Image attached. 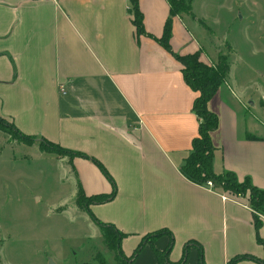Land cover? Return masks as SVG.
Returning a JSON list of instances; mask_svg holds the SVG:
<instances>
[{"label":"crops","instance_id":"0c3cea01","mask_svg":"<svg viewBox=\"0 0 264 264\" xmlns=\"http://www.w3.org/2000/svg\"><path fill=\"white\" fill-rule=\"evenodd\" d=\"M189 1V13L171 18L167 49L157 41L169 17L167 0H138L144 28L138 34L129 0H0V117L85 155H59L72 177V211L89 216L76 203L79 186L87 196L114 191L89 210L124 234L126 258L147 234L170 233L145 242L128 264H227L240 255L247 257L234 264H258L250 257L264 261L257 241L264 242V212L252 210L247 196L208 189L180 172L199 119L192 110L196 92L175 54L198 52L213 65L229 42L199 22L218 30L239 20L235 0L227 21L216 8L197 14ZM244 13L241 19L263 31L262 12ZM232 65L207 103L218 117L213 170L248 177L264 190V93L254 94ZM253 108L263 111L251 115ZM167 247L161 261L156 251Z\"/></svg>","mask_w":264,"mask_h":264},{"label":"rangeland","instance_id":"374dc122","mask_svg":"<svg viewBox=\"0 0 264 264\" xmlns=\"http://www.w3.org/2000/svg\"><path fill=\"white\" fill-rule=\"evenodd\" d=\"M192 3L197 14L216 8L228 19L230 0ZM232 3L233 8H239L236 15L240 22H228L218 30L209 20L199 23L209 26L208 34L213 28L214 32L220 30L223 38L224 32V39L235 51L231 59L227 51L233 50L224 42L219 57L225 56L228 65L232 60L236 72L245 76L239 80L247 82L250 90L260 96L264 93V27L261 31L258 22L248 24L241 16L246 14L245 9L256 15L262 12L264 23V0ZM219 57L212 59L213 65L222 60ZM257 109L250 114L263 111ZM66 168L67 158L43 151L38 141L21 140L9 127L0 125V264H121L114 246L108 249L104 244L102 230H97L95 222L86 214L75 215L72 211L75 197Z\"/></svg>","mask_w":264,"mask_h":264},{"label":"trees","instance_id":"16d2710c","mask_svg":"<svg viewBox=\"0 0 264 264\" xmlns=\"http://www.w3.org/2000/svg\"><path fill=\"white\" fill-rule=\"evenodd\" d=\"M131 5L132 23L136 28V32L142 33L143 28V14L138 7V0H129ZM170 6L169 17L165 20L163 27V33L157 41L169 49V37L171 34V18L181 12L190 11L189 0H167ZM175 57L180 61L182 65V76L185 83L196 92V96L193 100L192 110L199 119L197 135L191 141V149L180 166L181 174L189 181L203 185L207 180L213 182L217 187L234 195L247 196L249 206L256 213L264 212V190L256 187L248 177H245L242 181H239L235 174L231 171H224L222 173H216L213 170L214 162V147L211 142V132L218 127V117L215 113L211 112L207 103L210 98L215 94L219 85L224 81L229 70V65L223 59L225 56L221 55L219 59H222L218 64L209 66L199 59V53L192 54H175ZM0 125L9 127L10 130L18 138L28 142L38 141V145L43 151H52L59 155L81 156L84 154L79 152H73L68 149H64L57 144L48 141L44 138H37L36 136L26 135L20 132L12 123L7 119L0 117ZM97 164V166L107 175L104 167L95 159H91ZM107 177H109L107 175ZM114 191L110 194H97L92 196L85 195L80 186L77 191L76 203L82 210H85L90 218L100 226L102 230L103 242L108 249H112L114 246L117 256L120 258L121 264H128V260L132 259L139 250L143 247L145 242L156 238L163 234H170L167 230H158L154 233L147 234L143 237L142 241L136 247L133 255L126 258L121 250V239L124 234L111 225H105L99 221L89 210L90 204L104 203L113 197ZM260 221L257 219L255 225L258 227ZM111 232V233H110ZM257 241L264 246V242L257 238ZM188 244L185 246V254L182 260L185 259ZM200 250V249H199ZM169 247L164 252L156 251L158 258L161 261L167 259V252ZM201 251V250H200ZM246 255H240L232 258L227 264H234L240 259L246 258ZM254 259L258 264H264L263 260L255 257Z\"/></svg>","mask_w":264,"mask_h":264},{"label":"built area","instance_id":"2783aa9c","mask_svg":"<svg viewBox=\"0 0 264 264\" xmlns=\"http://www.w3.org/2000/svg\"><path fill=\"white\" fill-rule=\"evenodd\" d=\"M53 1H57V0H53ZM201 186H204V187H206V188H208V189H212L213 186H214V184H213L212 181L207 180V181H206L203 185H201ZM225 198H226V197H225Z\"/></svg>","mask_w":264,"mask_h":264}]
</instances>
